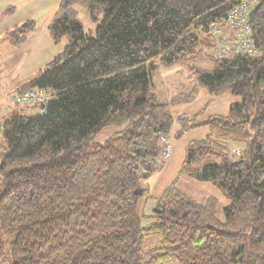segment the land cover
<instances>
[{
	"label": "trees",
	"instance_id": "1",
	"mask_svg": "<svg viewBox=\"0 0 264 264\" xmlns=\"http://www.w3.org/2000/svg\"><path fill=\"white\" fill-rule=\"evenodd\" d=\"M58 1L48 34L67 45L25 84L50 99L2 121L0 264H264V0L251 25L260 56H210L212 69L173 99L203 88L241 102L192 118L159 100L154 74L211 49V25L240 0ZM77 7L97 23L94 34ZM34 30L28 21L7 42L20 47ZM106 127L118 130L91 149ZM199 128L207 134L188 142L179 176L213 186L228 201L224 219L215 197L198 203L175 183L144 214L160 137Z\"/></svg>",
	"mask_w": 264,
	"mask_h": 264
},
{
	"label": "rangeland",
	"instance_id": "2",
	"mask_svg": "<svg viewBox=\"0 0 264 264\" xmlns=\"http://www.w3.org/2000/svg\"><path fill=\"white\" fill-rule=\"evenodd\" d=\"M58 8V0H0V97L10 98L15 93L30 90L25 84L38 77L45 66L64 50L68 42L67 38L54 43L48 34V26L53 21ZM76 9L84 31L87 34H94L97 23L89 18L86 10L79 7ZM28 21H34L35 30L28 36L25 44L17 48L11 47L6 39L7 33ZM210 56H213L212 47L204 49L194 60L178 63L168 68L160 67L154 74L153 84L156 94L160 101L170 104L174 117L192 118L201 112L203 116L227 115L231 105L241 102L239 97L229 92L220 96H212L203 88H197V95L191 101H174L196 85V71L212 69ZM191 74L194 75L192 79ZM14 107L28 114V112H37L39 104L35 102L15 104L11 106V111ZM117 130L114 127L104 128L93 136L94 145L90 148L102 145ZM206 134V128H199L179 139H174L170 159L156 175L146 182L150 190V198L141 204L144 214H149L154 206V199L175 183L178 189L198 203L204 202L209 197H215L219 202L217 217L224 219V208L228 205V201L213 186L186 176H179L188 142L202 138ZM240 149L239 146H233L232 154L235 158L239 156ZM6 153L4 147L2 150L0 147V160ZM147 244L152 245L153 241L149 240Z\"/></svg>",
	"mask_w": 264,
	"mask_h": 264
},
{
	"label": "built area",
	"instance_id": "3",
	"mask_svg": "<svg viewBox=\"0 0 264 264\" xmlns=\"http://www.w3.org/2000/svg\"><path fill=\"white\" fill-rule=\"evenodd\" d=\"M259 0H240L232 5L226 15L219 21L214 22L210 27V35L214 40L213 56L215 59L230 58H254L259 57L260 52L254 45L251 25L248 22V15ZM50 99V94L30 89L24 92H18L8 98L6 105L0 107V131L2 129V120L11 106L15 104L35 102L39 105H45ZM41 108L39 113H43ZM174 134L160 137L161 153L157 161V167L163 168L171 157L173 151Z\"/></svg>",
	"mask_w": 264,
	"mask_h": 264
},
{
	"label": "water",
	"instance_id": "4",
	"mask_svg": "<svg viewBox=\"0 0 264 264\" xmlns=\"http://www.w3.org/2000/svg\"><path fill=\"white\" fill-rule=\"evenodd\" d=\"M263 3V0L259 1V3L252 9V11L249 13V16H248V22L250 25L253 24L254 22V17H255V14L256 12L259 10V8L261 7Z\"/></svg>",
	"mask_w": 264,
	"mask_h": 264
},
{
	"label": "crops",
	"instance_id": "5",
	"mask_svg": "<svg viewBox=\"0 0 264 264\" xmlns=\"http://www.w3.org/2000/svg\"><path fill=\"white\" fill-rule=\"evenodd\" d=\"M7 99H8V98L0 97V107L6 105ZM12 110H13V111L20 112V111L18 110V107H16V108L14 107ZM21 113H22V112H21ZM23 114H24V113H23ZM28 114H32V113H29V112H28ZM1 140H2V133L0 132V141H1ZM0 147H1V150H2L3 145L0 144Z\"/></svg>",
	"mask_w": 264,
	"mask_h": 264
}]
</instances>
